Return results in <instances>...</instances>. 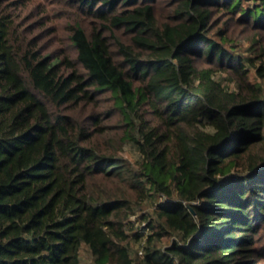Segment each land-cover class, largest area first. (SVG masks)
Listing matches in <instances>:
<instances>
[{
  "label": "trees",
  "instance_id": "16d2710c",
  "mask_svg": "<svg viewBox=\"0 0 264 264\" xmlns=\"http://www.w3.org/2000/svg\"><path fill=\"white\" fill-rule=\"evenodd\" d=\"M155 1L68 0L98 23L66 24L81 70L26 36L25 0H0V264H87L82 246L91 264H264V45L225 36L235 14L264 32V0H170L161 22ZM115 110L134 167L97 139Z\"/></svg>",
  "mask_w": 264,
  "mask_h": 264
},
{
  "label": "rangeland",
  "instance_id": "374dc122",
  "mask_svg": "<svg viewBox=\"0 0 264 264\" xmlns=\"http://www.w3.org/2000/svg\"><path fill=\"white\" fill-rule=\"evenodd\" d=\"M261 1L262 0H244L242 1V4H260ZM25 2L28 4L21 14L25 19L23 23L25 24L24 32L26 36L36 38V42L43 46L45 50H53L68 55L71 60H73L74 63L82 70L80 65H78L75 60V50L70 45L68 37L69 33L66 30V24L73 22L77 18H80L84 25L87 23L90 25L91 21L98 24L94 18L90 15L76 11L74 7L68 4V0H25ZM154 6L157 21L161 22L166 20L167 16L171 12L170 0H156ZM226 18H228L227 14H224L221 9H216L213 14L215 25L213 26L212 30L215 31L217 27H220ZM229 22L231 26L225 32V36L229 38V40L226 42V45H233L236 52L242 54L243 56L255 55L256 52H258L260 46L264 45V32L252 29L248 24L238 20V14H235L233 19L229 20ZM86 29H88L87 26ZM116 35L122 38L123 41H126V38L129 36L128 34L123 33L122 29L116 31ZM112 42L113 40L110 39V48L114 53L116 47L112 45ZM114 58L121 60L119 55H114ZM217 76L223 78L225 80L224 82L228 81L226 78V72L224 71L217 72ZM249 76L251 80H260V78H256L254 69L249 71ZM96 100V104H98L97 108L102 112L112 108V99L108 92H99L96 96ZM147 110L148 108L145 105H142L141 108H139V113L143 116V118L150 119V126L156 125V120L151 117ZM121 118L122 115L118 110L112 111L111 115L109 116L104 115L101 118V123L104 127L97 139H102L110 145H119L120 154L129 159L134 167L137 161L142 158V155L139 152L137 145L132 140L125 138L123 133L124 125L121 121ZM110 141L112 143H110ZM114 145L111 146L115 147ZM159 200V195L147 196L136 206V213L131 215V219H135L137 215H140V213L143 212L148 214L152 213V210L154 209V202H158ZM136 225L139 224L136 223ZM259 238H262L264 241V235L260 236ZM168 240L169 238L164 236L159 244L166 245ZM140 244L141 243L138 241L133 243L131 250L133 257L135 254L134 250L139 248ZM80 254L83 263L91 264L89 253L84 246L81 247Z\"/></svg>",
  "mask_w": 264,
  "mask_h": 264
}]
</instances>
